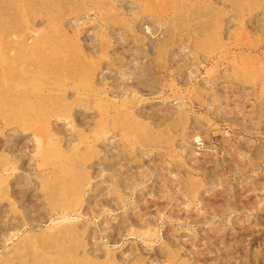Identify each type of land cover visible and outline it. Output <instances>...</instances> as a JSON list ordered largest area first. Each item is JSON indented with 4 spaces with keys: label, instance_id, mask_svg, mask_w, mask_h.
Here are the masks:
<instances>
[{
    "label": "rangeland",
    "instance_id": "rangeland-1",
    "mask_svg": "<svg viewBox=\"0 0 264 264\" xmlns=\"http://www.w3.org/2000/svg\"><path fill=\"white\" fill-rule=\"evenodd\" d=\"M0 264H264V0H0Z\"/></svg>",
    "mask_w": 264,
    "mask_h": 264
}]
</instances>
